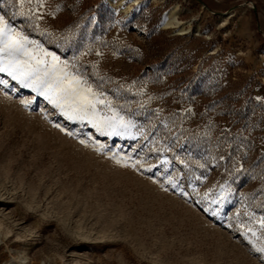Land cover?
<instances>
[{"label":"rangeland","instance_id":"obj_1","mask_svg":"<svg viewBox=\"0 0 264 264\" xmlns=\"http://www.w3.org/2000/svg\"><path fill=\"white\" fill-rule=\"evenodd\" d=\"M37 3L0 0V17L103 103L94 119L69 120L0 73V264H261L250 241L264 244V205L244 194L264 188V173L236 185L255 144L229 167L185 165L174 147L182 127L204 125L183 99L198 89L208 121L264 151V0ZM175 5L189 31L164 25ZM173 92L179 116L161 107ZM113 115L127 129L97 128Z\"/></svg>","mask_w":264,"mask_h":264},{"label":"snow or ice","instance_id":"obj_2","mask_svg":"<svg viewBox=\"0 0 264 264\" xmlns=\"http://www.w3.org/2000/svg\"><path fill=\"white\" fill-rule=\"evenodd\" d=\"M42 6V0H38L36 7ZM29 43L34 42H29L22 34L14 33L4 18L0 17V73H7L12 80L44 96L69 120L94 119L96 104L103 101H98L95 98L96 94L92 93L90 88L81 87L79 79L59 68L58 63L49 66L35 49L30 50L27 47ZM49 55H52L54 62H58V58L53 54L44 53V56ZM0 84L7 87V83L3 80H0ZM22 103L27 107L26 102L22 101ZM102 124L112 132L128 127L122 117L115 115L101 117L100 123L96 124L97 128L100 129ZM117 163L120 161L117 160ZM261 227L264 228V219L261 220ZM252 235L255 236V232ZM250 243L255 252L261 254V264H264V244L258 246L252 241Z\"/></svg>","mask_w":264,"mask_h":264},{"label":"trees","instance_id":"obj_3","mask_svg":"<svg viewBox=\"0 0 264 264\" xmlns=\"http://www.w3.org/2000/svg\"><path fill=\"white\" fill-rule=\"evenodd\" d=\"M205 92V91H204ZM208 93V91H206ZM184 93V90L182 91ZM186 93V91H185ZM186 98H183L185 101L194 102L196 104V108L194 110V116L195 118H202V123L204 125L198 126L199 131H193L190 129L181 128L178 135H180L183 138V147L179 150L174 147V150H177L178 152H184L183 153V162L185 165H193L196 160H201L202 162H205V159L210 158H221L223 157V161H220V165H223L224 167H229L231 165V162L233 160V157L238 155V151L240 150L241 153H244L243 151L246 150V147H251V149H255L254 152L256 154V157L251 161L250 167L247 170L246 173H243V175L240 177L238 183H236L237 188H240L241 183H247L248 181H260V176L264 173V151H261L259 148H257L258 144V138L254 137V139L248 140V141H242L239 145L238 143L231 142V137L229 136L230 130H226L224 128L223 124H219L216 121L211 122L208 120H211L209 118L210 114H214L212 110L208 109L209 111H204L203 105H206V102L203 101L204 99L203 95L198 91V89H195V91H192L191 93H186ZM205 96V95H204ZM182 95L178 94L177 92H173V95H169L166 99H161V104L163 107V111H171L175 116H179V112L174 111V109H170V102L172 105L178 103V101L182 100ZM199 97L202 98L200 101H196L194 98ZM195 100V101H193ZM136 102L128 103L123 105V109L129 110L133 105H135ZM131 106V107H130ZM131 111H134L133 109ZM155 114L151 111H148L147 115L142 116L144 121H149V115ZM217 116H220V112L215 113ZM192 115V116H193ZM141 117V118H142ZM157 117V116H155ZM182 118V117H181ZM204 118L206 120H204ZM172 124H175L174 128L176 129V122L175 118H172L170 121ZM237 123H232L233 126H236ZM162 127L161 125H159ZM238 146V147H237ZM237 147V148H235ZM264 148V144L262 146ZM245 157L246 153H244ZM264 188L263 187H256L253 192L251 193H245L244 198L250 199L251 202H256L255 204L260 205V207H263L264 205ZM262 196V199L258 200V196Z\"/></svg>","mask_w":264,"mask_h":264},{"label":"bare ground","instance_id":"obj_4","mask_svg":"<svg viewBox=\"0 0 264 264\" xmlns=\"http://www.w3.org/2000/svg\"><path fill=\"white\" fill-rule=\"evenodd\" d=\"M180 11H181V9L177 5L171 7L164 14V25L170 26V27H175L180 32L189 31V29L187 30V28L184 26V24L182 22H180L178 19L177 15Z\"/></svg>","mask_w":264,"mask_h":264}]
</instances>
